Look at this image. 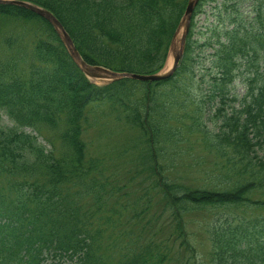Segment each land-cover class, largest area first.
<instances>
[{"label":"trees","instance_id":"1","mask_svg":"<svg viewBox=\"0 0 264 264\" xmlns=\"http://www.w3.org/2000/svg\"><path fill=\"white\" fill-rule=\"evenodd\" d=\"M28 1L58 18L88 63L148 74L163 67L187 0ZM216 2L198 3L169 79L104 85L44 18L0 4V25L31 24L0 59V264H196L187 216L214 208L229 212L205 224L212 264H264V0ZM210 3L207 34L194 37ZM202 56L206 75L193 65ZM202 84L207 100L188 110ZM108 120L129 131L117 153H138L128 180L110 155L88 153L86 127L101 134ZM187 153L182 166L202 178L172 171Z\"/></svg>","mask_w":264,"mask_h":264},{"label":"rangeland","instance_id":"2","mask_svg":"<svg viewBox=\"0 0 264 264\" xmlns=\"http://www.w3.org/2000/svg\"><path fill=\"white\" fill-rule=\"evenodd\" d=\"M216 3L218 4L217 9L221 10L222 0H217ZM248 3L249 2H247L246 4ZM214 4L215 3L206 4L205 5V9L207 10L206 14H200L198 15V18H196V24L198 26L197 29L204 33L196 34L194 37H197V36L204 37L207 34L205 26L206 24L210 23V21L213 18L211 16L210 10L213 11L214 8L212 9L210 8L213 7ZM250 10L251 9L249 8V6L239 7V12H244L245 14H248ZM30 26H31L30 22H23L22 20H13V19L2 20L1 25H0V59L1 60H4L6 48H8L5 45V40L12 34L17 33L21 36L24 35L26 29H29ZM3 48H5L4 51H3ZM168 58H171V55H169ZM202 63L204 64L207 63V58L206 57L204 58V56L200 58L199 64H196V61H195L193 65H195L196 70L201 71L202 75H206L208 70L204 68V66H207V65L203 66ZM202 85H203L202 89L200 88V90H198L197 92L193 94L192 99H191L192 104L190 105L188 110H193L194 106L198 105L197 103H200L202 101L205 103V100H207V95H206L207 91H204L206 88V85L205 84H202ZM235 91L238 93L239 97H241V95L244 93L243 85L239 81V79L235 82ZM185 97L186 96H184V98ZM88 114H89V120L92 121L94 116L97 115L98 113L94 109H91L90 113ZM2 121L5 124L10 125V122L5 117L2 118ZM207 122L208 124H210V126L212 125L211 120H208ZM108 125H112L111 128L110 129L107 128L104 131V127ZM101 127L103 129L101 134L99 133L98 126H91V127L87 126L86 127L84 138L87 141L88 153L94 154V155L95 154L110 155L111 160L109 162V165L112 166L111 172L115 171L114 176L118 177L119 179L128 180V178L131 175H133V173L135 172V169L137 168V167L135 168V166L134 168H131V165L132 164L137 165L138 164L137 159H139L137 158L138 153L136 150H134V153L132 154V156H126V157H123L117 153L118 150H121L126 145L125 144V141L127 140L126 136L129 134L127 133L129 132L128 128L126 127L124 129L121 122H115L114 120H108V122L105 125H102ZM46 131L47 130H45V132ZM44 144L47 147H49L47 142H45ZM192 154H195V153H192ZM175 161L177 162V165L175 168L172 169V171L175 172L176 175L183 176L184 173L181 172L183 171L187 174V176L191 178L192 177H198V178L203 177L202 175L203 172L201 171L195 172L194 169H191L190 171H188V168H186L185 166H182L184 164H188L191 162V156L189 155V153L182 155V156H178ZM168 170H170V168H168ZM192 182L196 184L193 180ZM126 199L127 197L124 196L122 198V202H126ZM128 200L130 202L133 200L131 194L128 196ZM228 212L229 210L227 208H214V209H210V211H203L200 213L187 216V221H188L187 227H188V230L191 232L190 241L191 243L195 245L197 249V255L194 261L196 264H212V262L210 261V254H209L210 245L207 240L206 227H205L207 218H211V216L214 214H218L219 216H224ZM238 212L239 213L241 212L245 216H250L249 215L250 213L251 215L262 214V212L259 213V212H250V211L243 213L242 208H239ZM44 264H52V263H50V261H46Z\"/></svg>","mask_w":264,"mask_h":264},{"label":"water","instance_id":"3","mask_svg":"<svg viewBox=\"0 0 264 264\" xmlns=\"http://www.w3.org/2000/svg\"><path fill=\"white\" fill-rule=\"evenodd\" d=\"M198 1L199 0L187 1L184 14L171 40V44L169 48V52L171 53L172 56L171 64L169 66H166L159 72L152 74L117 72L100 65L89 64L82 58L78 50L75 48L69 34L64 29L63 25L51 12L31 2H27L23 0H0V3L16 4L24 8H27L37 13L38 15L42 16L43 18H45L48 22L51 23L54 30L61 39L62 43L64 44L68 54L70 55L72 60L77 64V66L81 69V71L92 81L108 83L110 81L121 78H132L137 80H151V81L163 80L169 78L176 69L178 61L181 58L185 37L189 29L191 15Z\"/></svg>","mask_w":264,"mask_h":264},{"label":"bare ground","instance_id":"4","mask_svg":"<svg viewBox=\"0 0 264 264\" xmlns=\"http://www.w3.org/2000/svg\"><path fill=\"white\" fill-rule=\"evenodd\" d=\"M170 61H171V60H170V58H169V60H168V65H170Z\"/></svg>","mask_w":264,"mask_h":264}]
</instances>
